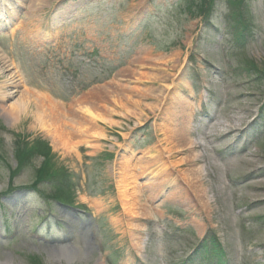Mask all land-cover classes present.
Masks as SVG:
<instances>
[{
    "label": "rangeland",
    "instance_id": "rangeland-1",
    "mask_svg": "<svg viewBox=\"0 0 264 264\" xmlns=\"http://www.w3.org/2000/svg\"><path fill=\"white\" fill-rule=\"evenodd\" d=\"M13 1L19 7L12 20L21 18L0 48V91L12 97L0 108L18 99L30 103L11 126L0 115V191L46 178L39 170L62 177V187L40 191L85 207L97 219L103 251L87 236L83 261L54 260L57 245L27 232L38 223L36 213L17 209L10 227L20 235L10 241L0 233V264H138L139 258L162 264L166 250L177 260L184 245L161 250L154 234L158 214L174 238L217 234L226 264H264V0H243L237 9L232 0ZM63 2L61 18L53 20ZM10 15L6 11L7 20ZM21 32L30 60L20 51ZM72 41L118 63L108 65L100 84L67 96L55 77L53 86L40 85L33 61H40L35 44L59 50ZM80 72L81 84L91 79ZM35 104L48 113L42 112L41 125ZM87 107L96 118L85 114ZM53 118L56 128L47 125ZM189 142L195 145L186 147ZM15 168L23 169L16 177ZM123 177L134 196L126 202ZM135 200L137 215L130 218L124 205ZM144 232L152 239L140 236ZM137 240L142 248L135 255Z\"/></svg>",
    "mask_w": 264,
    "mask_h": 264
},
{
    "label": "bare ground",
    "instance_id": "bare-ground-1",
    "mask_svg": "<svg viewBox=\"0 0 264 264\" xmlns=\"http://www.w3.org/2000/svg\"><path fill=\"white\" fill-rule=\"evenodd\" d=\"M7 6L9 7V6H11V4H8L7 3ZM9 9H11V8H9ZM0 75H1V70H0ZM12 80H13V77H12ZM10 95H11V93H9V92H2V91H0V101H3V103H4V100L7 97H9ZM39 96L42 97V98H44V99H47L46 98L47 95H45L43 93H39ZM9 100L7 102H9ZM29 103H30V99H28V98L15 100L13 103H9L6 106L5 105L4 106H1V108H0V115L4 116V119L6 120L7 125L11 126V125L14 124V122H16V120H18L22 115H24L26 113V110H27L26 106ZM184 104L185 105L186 104L188 105V103L186 101H184ZM180 106L181 105H179V107ZM34 108H35V111L33 112V114H34V117H35V121H36L37 124H40L41 125V121L42 120L44 121L47 118L46 116H43V113L45 115H48V113L46 111H41L40 110V106L37 105V104H35ZM83 110H84V112H85L86 115L88 114L90 117H93L94 116L93 113H91L89 111L88 107L85 108V109H83ZM51 112H54V110L51 109ZM51 115L52 114H50V116ZM41 117H42V120H41ZM47 123H48L47 125H52L54 128H56V124H55L54 118L52 119V121L47 122ZM169 133L171 134V132H169ZM55 135L60 136L59 130H56L55 131ZM175 136L176 135L174 134V137ZM61 145L64 148H66V144L65 143L62 142ZM193 145H195V143L189 142V144L186 147H190V146H193ZM126 180L127 179L123 177V179L121 181V189H122L121 194H122V198H123V200L125 202H126V200L129 197H133L134 198V196H131L128 193L129 192L128 190H129L130 186L128 185V182ZM151 195H155V193H151ZM129 199H131V198H129ZM137 202L135 200L132 203H128V204L125 203V205H124V207L126 208V210H128V214H129V217L130 218H134V216L137 215V214H134V213H136L135 210H133V212L131 211L133 208H136ZM121 206H122V204H121ZM122 208H123V206H122ZM123 213H125L124 210H123ZM141 242H142V240H137V243L135 244V246L139 250H141V248H142ZM84 246L85 247H84V250L83 251H82V248H80L78 246H74V245H67V246H63V247H58L57 248V251L53 252L51 254L50 258H52L54 260H57V261L62 260V261H65L67 263L74 262L75 260L83 261V259H85V256H84L85 253H87L89 251V243L88 242H84Z\"/></svg>",
    "mask_w": 264,
    "mask_h": 264
}]
</instances>
